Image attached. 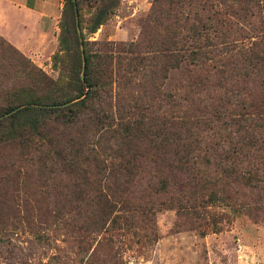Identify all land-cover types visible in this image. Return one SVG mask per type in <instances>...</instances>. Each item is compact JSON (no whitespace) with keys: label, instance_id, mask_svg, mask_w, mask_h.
I'll return each mask as SVG.
<instances>
[{"label":"trees","instance_id":"obj_1","mask_svg":"<svg viewBox=\"0 0 264 264\" xmlns=\"http://www.w3.org/2000/svg\"><path fill=\"white\" fill-rule=\"evenodd\" d=\"M119 2L64 0L56 79L22 56L24 82L0 92V171L18 161L49 182L80 228H130L160 207L191 228H220L248 209L245 195L264 197V47L237 43L243 25L258 30L260 0H152L136 41L92 49L88 35ZM183 63L208 72L163 90Z\"/></svg>","mask_w":264,"mask_h":264},{"label":"rangeland","instance_id":"obj_2","mask_svg":"<svg viewBox=\"0 0 264 264\" xmlns=\"http://www.w3.org/2000/svg\"><path fill=\"white\" fill-rule=\"evenodd\" d=\"M151 3L120 0L115 14L88 35L92 49L119 52L136 41ZM81 13L85 24L93 8L84 3ZM254 20L258 30L243 25L248 37L238 40V44L248 46L260 39L264 47V0H260V17ZM31 48L30 56L0 35V92L24 82L19 76L22 56L48 76H59L52 64L59 48L58 34L56 40L32 44ZM207 72L183 63L170 70L163 90L181 91L193 75ZM239 81L234 89L243 97H250L245 86L251 95L258 93L257 77L254 89L253 83L244 86ZM174 112L172 115H176ZM19 164L15 162V170L9 175L0 171V264H264V197L245 195L248 209L238 214L227 212L218 223L220 228L201 223L191 228L175 208L163 207L156 210L151 222L143 219L140 225L130 228H80L68 206L55 204V187L39 181ZM59 190L63 193L59 198L69 197L65 189ZM241 201L238 199L237 204ZM215 211L222 209L217 207Z\"/></svg>","mask_w":264,"mask_h":264},{"label":"crops","instance_id":"obj_3","mask_svg":"<svg viewBox=\"0 0 264 264\" xmlns=\"http://www.w3.org/2000/svg\"><path fill=\"white\" fill-rule=\"evenodd\" d=\"M64 0H0V35L32 55V44L56 40Z\"/></svg>","mask_w":264,"mask_h":264}]
</instances>
